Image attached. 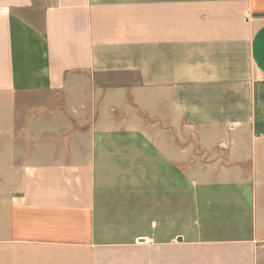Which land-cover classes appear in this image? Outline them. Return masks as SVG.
Listing matches in <instances>:
<instances>
[{
    "label": "crops",
    "instance_id": "crops-1",
    "mask_svg": "<svg viewBox=\"0 0 264 264\" xmlns=\"http://www.w3.org/2000/svg\"><path fill=\"white\" fill-rule=\"evenodd\" d=\"M264 0H0V264H264Z\"/></svg>",
    "mask_w": 264,
    "mask_h": 264
},
{
    "label": "built area",
    "instance_id": "built-area-1",
    "mask_svg": "<svg viewBox=\"0 0 264 264\" xmlns=\"http://www.w3.org/2000/svg\"><path fill=\"white\" fill-rule=\"evenodd\" d=\"M262 248L264 249V245L262 246Z\"/></svg>",
    "mask_w": 264,
    "mask_h": 264
}]
</instances>
